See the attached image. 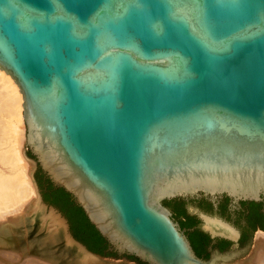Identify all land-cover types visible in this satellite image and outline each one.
Wrapping results in <instances>:
<instances>
[{
    "label": "water",
    "instance_id": "1",
    "mask_svg": "<svg viewBox=\"0 0 264 264\" xmlns=\"http://www.w3.org/2000/svg\"><path fill=\"white\" fill-rule=\"evenodd\" d=\"M0 69L23 94L37 197L85 251L136 264L127 255L232 264L249 254L254 237L198 256L164 202L264 201V0H0ZM39 167L117 257L75 237L87 223L64 197L45 201ZM201 213L213 235L237 239Z\"/></svg>",
    "mask_w": 264,
    "mask_h": 264
},
{
    "label": "bare ground",
    "instance_id": "2",
    "mask_svg": "<svg viewBox=\"0 0 264 264\" xmlns=\"http://www.w3.org/2000/svg\"><path fill=\"white\" fill-rule=\"evenodd\" d=\"M23 103L18 84L0 69V163L10 165L13 170L12 175L0 172V264H133L85 251L68 236L67 228L55 214L49 215L46 234L43 227L36 235L15 237V225L23 223L26 213L45 214L28 174L30 163L21 148ZM234 264H264V231L256 234L249 256Z\"/></svg>",
    "mask_w": 264,
    "mask_h": 264
},
{
    "label": "flooded vegetation",
    "instance_id": "3",
    "mask_svg": "<svg viewBox=\"0 0 264 264\" xmlns=\"http://www.w3.org/2000/svg\"><path fill=\"white\" fill-rule=\"evenodd\" d=\"M37 179L46 202L48 196L53 197L55 202L61 200L63 195L56 191L59 188L43 172H38ZM51 205L59 208L57 204ZM168 207L189 238L196 254L204 259L209 258L213 250L227 251L246 247L258 232L264 230V201L241 200L235 203L227 195L218 196L216 199L201 195L170 200ZM177 212L180 216L176 215ZM201 212L211 217H219L232 225L238 231L237 239L222 234L213 235L205 228L206 220ZM106 251L116 253L110 249V245Z\"/></svg>",
    "mask_w": 264,
    "mask_h": 264
},
{
    "label": "trees",
    "instance_id": "4",
    "mask_svg": "<svg viewBox=\"0 0 264 264\" xmlns=\"http://www.w3.org/2000/svg\"><path fill=\"white\" fill-rule=\"evenodd\" d=\"M39 172H42V169L39 167ZM53 186V185H52ZM54 187V186H53ZM56 191L60 192L65 199L69 201V204L73 209L78 210L84 221L87 223L86 228L89 232H82L81 234H75V237L84 243L92 252L100 254L102 256H115L117 257V253H109L106 251V248L109 246L108 241L100 234V232L96 229V227L90 222L87 215L85 214L84 210L81 206H79L75 202V198L72 194L66 192L63 188H59ZM61 197V198H62ZM63 199V198H62ZM49 199V196L47 197V201L50 202V204H60V200L58 202H55L53 200ZM170 200H166L164 203L168 206ZM89 233V234H88ZM88 234V237L90 240H88L86 237H83V235ZM127 257L131 260H135L140 262L141 264H148L146 262H142L138 257L134 255H127Z\"/></svg>",
    "mask_w": 264,
    "mask_h": 264
},
{
    "label": "rangeland",
    "instance_id": "5",
    "mask_svg": "<svg viewBox=\"0 0 264 264\" xmlns=\"http://www.w3.org/2000/svg\"><path fill=\"white\" fill-rule=\"evenodd\" d=\"M22 128L24 130V132H23L24 135L22 136L23 142H22V147H21L22 151H23V150H27L25 121L22 124ZM29 167H30V165L28 164V168L27 169H29ZM0 172H5V173L7 172L8 174H11V175L13 174V170H11L10 165H5V164H2V163H0ZM42 207L44 208V206H42ZM11 210L9 209L8 212L11 213ZM44 211H45V214H43V216L39 215V214H36L35 212H30V213L29 212L28 213L25 212L26 214L24 215L25 217H24L23 223L15 225V229H16V231H15L16 233H14L15 237L16 238H23L24 235L26 236L29 233H31L33 235H36V234H38V233H40L42 231L43 227H44V234H46L49 231V224H50V220H49L50 216L49 215H51L52 213H51V211L49 209H45L44 208ZM255 237H256V235L254 236V239H255ZM254 239H253V244H254ZM251 250H252V248H251ZM26 251L27 250H24V252H26ZM250 252H249V254H250ZM249 254L246 257H244L243 259L239 260V261L245 260L249 256ZM239 261L234 262V263H238ZM129 263H131V262H129ZM234 263H232V264H234ZM133 264H136V263H133Z\"/></svg>",
    "mask_w": 264,
    "mask_h": 264
}]
</instances>
